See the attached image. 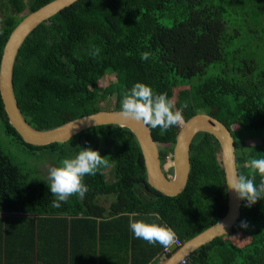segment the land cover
<instances>
[{
  "label": "trees",
  "instance_id": "16d2710c",
  "mask_svg": "<svg viewBox=\"0 0 264 264\" xmlns=\"http://www.w3.org/2000/svg\"><path fill=\"white\" fill-rule=\"evenodd\" d=\"M47 1L0 0V57L17 22ZM143 52L150 58L142 60ZM107 73L114 79L103 87L99 78ZM137 82L166 94L184 120L205 111L231 127L237 171L247 175V162L264 158V0H75L27 34L13 65L17 103L42 129L109 108L98 105L109 92L110 108H121ZM151 130L158 143H169L159 148L164 162L179 129ZM247 134L254 141L246 143ZM94 146L109 171L85 175L84 198L70 196L59 208L51 206L49 181L32 176L18 150L46 148L59 166ZM189 157L183 190L165 194L148 182L127 126L97 124L64 141L34 144L10 123L0 96V212H21L0 215V264H97L96 242L100 264H156L171 252L136 238L131 221L166 225L183 242L227 211L218 139L198 131ZM245 204L228 232L188 254L192 264H264V199Z\"/></svg>",
  "mask_w": 264,
  "mask_h": 264
},
{
  "label": "water",
  "instance_id": "95a60500",
  "mask_svg": "<svg viewBox=\"0 0 264 264\" xmlns=\"http://www.w3.org/2000/svg\"><path fill=\"white\" fill-rule=\"evenodd\" d=\"M73 1L75 0H49L25 13L10 31L0 57V96L10 123L26 141L34 144L64 141L77 132L97 124L117 123L127 126L134 133L140 145L148 182L156 189L169 195L177 194L183 190L190 170L189 149L192 139L198 131H207L219 141L220 158L227 184L229 177L238 174L231 127H228L215 115L205 111L193 113L184 120L177 131L172 149V175L164 170L158 142L153 136L151 127L132 120H123L120 116L121 108L97 109L44 129L34 127L28 122L17 103L13 90V65L16 53L24 38L39 22L49 18ZM227 203V211L222 217L180 245L174 243L169 247L172 252L158 260L156 264H173L178 257L190 254L199 245L228 231L238 220L241 211V200L228 187Z\"/></svg>",
  "mask_w": 264,
  "mask_h": 264
},
{
  "label": "clouds",
  "instance_id": "9594fccd",
  "mask_svg": "<svg viewBox=\"0 0 264 264\" xmlns=\"http://www.w3.org/2000/svg\"><path fill=\"white\" fill-rule=\"evenodd\" d=\"M150 55L149 52H143L141 59L147 60ZM184 107H187V104ZM174 109L175 102L166 94H157L151 86L137 82L124 94L120 116L123 120H132L151 128L159 127L163 132L184 123L182 110ZM109 166V160L92 148H82L74 157L62 159L59 166L51 167L48 171V186L56 197L51 206L59 208L61 202H67L73 195L84 198L88 192V187L83 182L84 176H94ZM246 167L249 170L247 175L237 174L229 177L226 186L233 190L240 200L246 201V207H251L258 199H264V158H252ZM257 174L261 177L259 186L255 184ZM240 227L247 228L248 224L242 221ZM130 229L136 238L153 245L159 243L168 248L176 241L173 229L163 224L134 220L130 222Z\"/></svg>",
  "mask_w": 264,
  "mask_h": 264
},
{
  "label": "rangeland",
  "instance_id": "374dc122",
  "mask_svg": "<svg viewBox=\"0 0 264 264\" xmlns=\"http://www.w3.org/2000/svg\"><path fill=\"white\" fill-rule=\"evenodd\" d=\"M23 11H27L26 9ZM27 13V12H26ZM114 79V74L113 73H107L106 75H102L99 78V84L103 87H105L110 81H112ZM98 105H102V106H108L113 107L114 106V93H107L104 97H102V99L98 101ZM182 124L180 125H175L174 128L175 130H178L181 127ZM235 123H232V127H235ZM256 134H259V137H261L260 135L262 134L261 131H257L255 132ZM255 134V135H256ZM250 134H247V138H246V143H251L252 141H254L253 139L249 138ZM166 144L169 143H158V147H164ZM18 150H20V158L21 159H25L26 160V167H28L31 172H32V176H39L41 178L48 180V171L49 168L57 166L56 165V161L52 158H50L48 156L47 153H49L50 151L47 150L46 148H39V149H34L33 151L30 150H26L24 148H19ZM94 150L95 146H94ZM172 151H168L166 156H164V162H163V167L164 170L169 174L172 175L173 173V168H172V163H173V159H172ZM165 163V164H164ZM108 170V167L105 169V171ZM109 171V170H108ZM7 213H11V214H19L21 212H17V211H12V212H7V211H1L0 215H5ZM17 216H22V215H17ZM17 216H13L14 218ZM18 218V217H17ZM229 231V230H228ZM226 231V232H228ZM226 232H224L223 234H225ZM239 234V232H238ZM228 235V234H227ZM232 234H229L228 236H231Z\"/></svg>",
  "mask_w": 264,
  "mask_h": 264
},
{
  "label": "built area",
  "instance_id": "2783aa9c",
  "mask_svg": "<svg viewBox=\"0 0 264 264\" xmlns=\"http://www.w3.org/2000/svg\"><path fill=\"white\" fill-rule=\"evenodd\" d=\"M175 243L177 245H180L182 242L176 238ZM167 251H170L169 247L167 248ZM162 258H164V257H162ZM173 264H192V261L188 255H182V256L178 257Z\"/></svg>",
  "mask_w": 264,
  "mask_h": 264
},
{
  "label": "crops",
  "instance_id": "0c3cea01",
  "mask_svg": "<svg viewBox=\"0 0 264 264\" xmlns=\"http://www.w3.org/2000/svg\"><path fill=\"white\" fill-rule=\"evenodd\" d=\"M93 245H94V251H95L94 254H95L96 263H97V264H100V263H101V260H100V256H99V254H98V251H99V243L96 242V243H94ZM97 250H98V251H97ZM170 252H172V250H170ZM102 257H103V256H102ZM160 257H161V256H159L158 259H160ZM165 257H166V256H164V258H165ZM107 258H108V257H107ZM162 259H163V258H162Z\"/></svg>",
  "mask_w": 264,
  "mask_h": 264
},
{
  "label": "flooded vegetation",
  "instance_id": "af4514ba",
  "mask_svg": "<svg viewBox=\"0 0 264 264\" xmlns=\"http://www.w3.org/2000/svg\"><path fill=\"white\" fill-rule=\"evenodd\" d=\"M57 165V164H56ZM58 166V165H57Z\"/></svg>",
  "mask_w": 264,
  "mask_h": 264
},
{
  "label": "bare ground",
  "instance_id": "6f19581e",
  "mask_svg": "<svg viewBox=\"0 0 264 264\" xmlns=\"http://www.w3.org/2000/svg\"><path fill=\"white\" fill-rule=\"evenodd\" d=\"M165 164V163H164Z\"/></svg>",
  "mask_w": 264,
  "mask_h": 264
}]
</instances>
